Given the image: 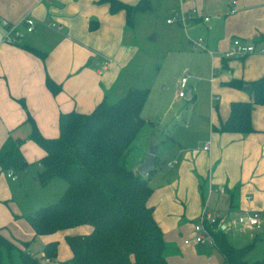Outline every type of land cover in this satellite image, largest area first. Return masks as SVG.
Listing matches in <instances>:
<instances>
[{
    "label": "crops",
    "instance_id": "0c3cea01",
    "mask_svg": "<svg viewBox=\"0 0 264 264\" xmlns=\"http://www.w3.org/2000/svg\"><path fill=\"white\" fill-rule=\"evenodd\" d=\"M186 1L190 0L181 4V10L196 8L209 17L208 22L195 18L187 26L204 39L203 50L212 57L211 66L204 61L197 65L199 75L211 74V87L202 94L194 82L190 83V76L192 104L184 112L173 114L172 120L178 121V125L174 129L168 125L169 109L160 113L157 121H149L153 132L149 145L136 153L135 165L129 167L138 173L150 146L159 144L149 178L153 192L147 204L163 230L168 263L225 264L215 246L184 241L193 238L194 225L208 210L224 218L222 231L230 244L254 242V248L264 245V105L254 107L253 131L248 134L213 130L227 121L233 102L252 98L250 91L232 88L228 83L234 79L250 83L264 76V52L260 51L264 49V0H226L227 4L216 0L207 2V6L206 0H197L196 7ZM26 16L35 19V30L27 33L19 25L21 38L15 44L0 45V149L9 135L25 138L29 134L28 112L45 138H56L61 114H88L104 100L114 103L129 89L142 88L136 73H128L141 44L134 22L127 21L124 10L111 13L109 4L100 0H0V41L5 33L2 20L19 24ZM91 21L98 24L94 30L90 29ZM235 39L254 46L256 51L225 57ZM24 45L40 49L46 56L29 52ZM221 71L224 73L218 76ZM48 77L60 86L57 94L47 87ZM203 96L208 97V113L204 116L201 138L200 127L192 126L189 110ZM110 97H115L113 102L108 101ZM178 127L182 130L178 131ZM21 150L30 164L34 158L37 162L45 155L32 140H26ZM9 172L14 171L0 167V224L19 222L33 212L7 209L14 200L16 185L12 183L17 179L10 178ZM254 211L261 213V229L240 231L234 223L236 217ZM31 231L30 238L37 239L32 228ZM92 231L90 225H81L38 236L43 241L40 252L46 243L58 241L55 263L61 264L72 257L70 249L67 254H60L62 245L65 251L69 247L66 237Z\"/></svg>",
    "mask_w": 264,
    "mask_h": 264
},
{
    "label": "trees",
    "instance_id": "16d2710c",
    "mask_svg": "<svg viewBox=\"0 0 264 264\" xmlns=\"http://www.w3.org/2000/svg\"><path fill=\"white\" fill-rule=\"evenodd\" d=\"M108 3L111 13L124 10L129 23L135 14L149 10L150 0L131 5L119 0ZM97 23L91 21L90 29ZM24 49L42 58L46 53L29 45ZM228 86L244 89L250 86L251 100L233 102L230 116L214 131L248 134L253 131L251 115L256 105H264V76L254 82L232 80ZM47 87L53 94L61 88L51 78ZM150 90L131 88L118 101L106 100L92 112L72 111L59 117V136L45 138L28 112L26 122L30 132L25 138L9 135L0 149V167L21 175L33 165L21 150L26 140L37 143L45 152L38 160V181L48 182L58 177L67 182V189L57 203L40 207L25 219L35 237L90 225L87 235L66 237L72 257L61 264H169L165 257V238L147 201L153 190L148 176L143 177L128 165L133 143L146 124L142 111ZM23 107L26 109L24 102ZM216 248L225 264H264V258L248 262L246 256L254 242L232 245L225 233H214ZM28 241L10 240L0 229V264H53L58 256V241L46 243L40 255L27 250Z\"/></svg>",
    "mask_w": 264,
    "mask_h": 264
},
{
    "label": "rangeland",
    "instance_id": "374dc122",
    "mask_svg": "<svg viewBox=\"0 0 264 264\" xmlns=\"http://www.w3.org/2000/svg\"><path fill=\"white\" fill-rule=\"evenodd\" d=\"M135 1L138 0L128 3H136ZM184 1L150 0V9L138 12L134 17V26L137 29L141 46L140 52L135 57L128 73L134 71L138 76L139 87L149 89L150 94L142 111V117L146 120V124L136 137L133 149L128 157V165L130 167L135 165L133 160L136 153L146 147V145H149L150 137L153 133L151 132L152 128L149 121H157L160 113L163 114L164 111L169 109L167 121L169 122L168 125L174 129L178 125L176 124L178 121L173 122V114L177 111L184 112L186 107H190L192 104L190 99H180L178 97L179 82L182 77L191 76L190 83L194 82V86L202 94L207 93L211 87L209 80L211 74L210 76L199 75L197 71L199 62L204 61L207 66H211L212 63V57L208 52L203 49H197L192 44L191 40H198V32H192L189 26H183L179 23H167V19L181 10V4ZM196 1L190 0L186 2H190L192 6L196 7ZM215 1L206 0L205 5H208L207 2ZM220 1L227 4L226 0ZM221 73H224V71L219 72L218 76ZM176 98H179L178 101ZM207 98V96H203L200 103L189 110L190 112L192 111L189 115L193 116L192 123L194 125L192 126H195V128L200 127L201 138L204 137L202 131L204 116L208 113ZM114 99L115 97H110L108 101L113 102ZM161 127L164 128V124ZM168 129L170 130L171 128ZM180 129L182 130L181 127H178L177 130L179 131ZM34 159L33 163H35L37 158ZM39 170L40 167L37 163L30 165L22 173L21 178L14 171L17 174V179L12 184L16 185V189H14V200L11 203V207L7 208L8 210L11 211L12 209L19 213H21L20 211L23 213L25 211H34L41 206L57 203L64 195L67 189V182L58 177L52 178L48 182H40L37 178V171ZM12 223V221L10 224L7 221H3V224H0V229L4 231V235L10 240H29V251L39 256L43 241L38 237L35 240L30 238L31 226L25 217L19 222ZM244 245L240 244L238 246ZM62 246V248L60 247V254L63 256L65 252L66 254L69 252L70 248L67 247L65 251L64 245ZM263 258L264 245L262 244H259L246 256L248 262H255Z\"/></svg>",
    "mask_w": 264,
    "mask_h": 264
},
{
    "label": "built area",
    "instance_id": "2783aa9c",
    "mask_svg": "<svg viewBox=\"0 0 264 264\" xmlns=\"http://www.w3.org/2000/svg\"><path fill=\"white\" fill-rule=\"evenodd\" d=\"M235 3V2H234ZM234 11V10H233ZM195 18L202 19L204 22L209 21V17L205 16L201 10L193 8L190 11L180 10L174 14L171 18L167 19V23L174 24L179 23L183 26H187ZM2 26L5 29L4 37L0 41L1 44H15L22 36V33L19 30V25L23 26L27 33H31L36 28V21L31 16L24 17L19 24L11 23L7 20L1 21ZM204 39L198 38V40L193 41L192 44L197 49H204ZM256 48L251 45H246L241 40L235 39L232 41V48L227 51L224 55L225 57L233 56H244L251 53H254ZM264 52L263 50H260ZM190 76L186 75L181 78L179 86L180 90L178 92L179 98H185L188 92ZM8 176L15 180L17 178L15 172H9ZM235 226L240 231L248 230H259L262 227V218L261 213L254 211L249 213H243L236 217ZM224 218L220 214L205 210L203 212L202 220L194 225V236L192 239H186L185 244H190L194 242L197 245H213L216 246V239L214 233L218 230L224 229Z\"/></svg>",
    "mask_w": 264,
    "mask_h": 264
},
{
    "label": "water",
    "instance_id": "95a60500",
    "mask_svg": "<svg viewBox=\"0 0 264 264\" xmlns=\"http://www.w3.org/2000/svg\"><path fill=\"white\" fill-rule=\"evenodd\" d=\"M245 90L250 91L251 90L250 86H247ZM191 92H192V89L190 88L187 92V96H186L187 99L191 98ZM158 148H159V144H156V145L152 144L150 147L148 156L146 157L144 162L137 168V172L141 176L146 177L149 175L151 171H153L154 159H155V155H156ZM54 264H59V263H54Z\"/></svg>",
    "mask_w": 264,
    "mask_h": 264
}]
</instances>
